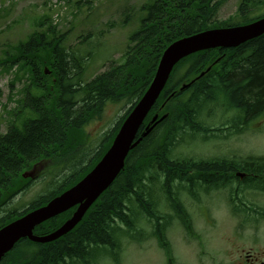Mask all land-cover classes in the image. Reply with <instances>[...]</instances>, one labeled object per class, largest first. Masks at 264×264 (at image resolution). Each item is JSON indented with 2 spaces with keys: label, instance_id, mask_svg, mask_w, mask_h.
I'll use <instances>...</instances> for the list:
<instances>
[{
  "label": "trees",
  "instance_id": "1",
  "mask_svg": "<svg viewBox=\"0 0 264 264\" xmlns=\"http://www.w3.org/2000/svg\"><path fill=\"white\" fill-rule=\"evenodd\" d=\"M252 1L240 3L236 20H214L217 6L214 0H150L138 12L126 11L124 24L136 20L138 27L130 32L121 59L111 61L107 69L91 78L86 76V64L95 59L94 46L85 48L84 55L69 48L67 32L59 28L48 12L52 8L33 17L25 38L5 42L0 50V74H10L12 78L8 102L3 104L0 100V108L3 107L0 123H6V130H0V211L12 197L29 187L30 179L23 178L22 173L34 164L51 162L50 171L55 176L51 182L53 188L34 198L25 209L0 214V228L47 204L94 168L148 89L160 58L171 43L206 29L243 25L264 17V12L253 17L246 11ZM70 2L68 0L67 4ZM82 2L76 1L79 10ZM252 51L253 55L245 59ZM209 66L212 68L208 73L181 89ZM19 82L22 86L15 88ZM2 92L0 87V98ZM109 102H126L130 106L105 132L92 155L79 154L83 153L81 135H85L86 125L101 118ZM219 108H223L225 116L231 110L238 112L237 115L234 112L233 122L212 126L205 122L204 113L211 118ZM263 111L264 35L238 49L215 48L186 56L174 67L137 138L142 136L155 114L165 115L164 119L130 151L124 169L79 225L48 243L23 238L0 264H68L75 257L71 248H121L122 234L139 239L141 232L137 224H145L147 216L164 228L172 220L167 213L158 210L150 185L155 182L160 184L169 201L180 197L179 193H173L172 183H185L189 191L199 182L212 184L214 191L231 189L232 201L243 198L249 188H261L264 155L210 159L175 157L174 150L199 135L218 138L228 124L234 128L241 124L247 126L249 122H235V119H242V113L250 116H244L243 121L253 119ZM77 158L81 160L79 164L66 174V164ZM225 165L257 175V178L229 175L223 172ZM209 166H214L215 170H210ZM172 208L183 223L192 228L190 214L184 207L172 205ZM233 208L238 209V205L235 203ZM73 211L74 208L43 222L35 228V233L55 231ZM139 219L142 221L138 222ZM160 240L163 245L167 242L164 235ZM167 248L171 249L170 245Z\"/></svg>",
  "mask_w": 264,
  "mask_h": 264
},
{
  "label": "rangeland",
  "instance_id": "2",
  "mask_svg": "<svg viewBox=\"0 0 264 264\" xmlns=\"http://www.w3.org/2000/svg\"><path fill=\"white\" fill-rule=\"evenodd\" d=\"M76 1L71 0L67 4L68 0H0V50L2 46H5V42L13 43L25 38L31 28L33 17L43 11H48L47 8H52L48 12L52 14L59 28L63 32H67L66 45L69 48L73 51L79 50L84 55L86 49L88 50L94 46L95 59L89 60L86 64V76L91 78L107 69L111 61L121 59L130 32L138 27L136 20L124 24L125 12H138L142 5L150 0H89V3H86L87 0H83L80 4V10L75 5ZM242 1L214 0L213 3H216L217 6L213 19L219 21L229 18L238 19L239 7ZM246 11L251 13L253 17L262 14L264 12V0H253ZM48 73L52 74L49 70ZM11 78L12 75L10 74H0V87L3 91L0 100L3 104L8 102ZM21 86L20 82L15 84V88ZM129 106L126 102L107 103L102 117L86 125L85 135H81V143L84 146H82L83 153L79 152V154L87 155V157L92 155L105 132L113 127L114 123L125 113ZM0 112H3V107L0 108ZM204 118L205 122H209L211 126L225 123L215 122L225 118L220 111L216 112L213 119L204 113ZM256 126L259 127L256 128ZM0 130L3 132L6 130L5 122L0 123ZM228 154L264 155V122H251L248 127L239 132L230 128L218 138H204V135H199L193 141L179 145L174 150L175 157H212ZM80 161V158H77L68 162L65 173H70L72 168ZM51 166V162H46L40 170V175L29 183V187L25 191L15 195L6 207L3 210L1 209L2 212L0 211V213L5 215L12 210L22 211L34 198L51 190L53 188V184H51L52 177L55 176L50 171ZM150 185L153 187L152 196L157 203L158 210L167 213L173 221L168 229L167 236L176 255L175 261L177 264L198 263L199 253L202 250L198 242L193 238H187L181 227L174 223L176 212L172 209L160 184L155 182ZM178 185L180 184L172 183L171 186H174L173 193H179L181 198L186 201L185 205L191 214L196 235L200 234L207 238V240H203L204 247L207 248V253L203 257L204 261L206 260V263L210 262L212 264L224 260L232 250L231 245L226 240L235 224V219L231 216L233 214L232 200H230L232 190L224 189L213 192L211 196L203 197L206 201L211 199L213 203V205L208 206L212 222H206L205 218H208L206 216L208 211L203 209V206H196L198 204H190L193 201L188 195L189 191L183 189V187H178ZM175 188L176 191H174ZM249 199L253 200L255 198L250 197ZM256 199L260 200V198ZM141 221L142 219L138 220V222ZM137 226L143 238H140L139 234V240L132 238L127 233L122 234L123 257H120L121 264H162L164 260L156 250L157 240L151 237L154 226L144 224V222L138 223ZM191 230L193 229L191 228ZM101 261L107 263L109 260L101 259Z\"/></svg>",
  "mask_w": 264,
  "mask_h": 264
},
{
  "label": "water",
  "instance_id": "3",
  "mask_svg": "<svg viewBox=\"0 0 264 264\" xmlns=\"http://www.w3.org/2000/svg\"><path fill=\"white\" fill-rule=\"evenodd\" d=\"M262 34H264V17L246 25L206 29L178 39L169 45L162 54L149 88L127 116L110 148L95 167L78 183L51 199L46 205L0 228V261L21 238L28 237L40 243L53 241L79 223L89 207L111 186L125 167L129 152L141 140V138L137 139V134L146 116L164 89L174 66L182 58L201 50L236 47ZM156 118L157 116L152 121ZM151 130L152 126L148 125L142 136H146ZM36 172L37 165L25 171L23 177L34 178ZM74 206L78 207L72 217L56 231L42 236L34 233L36 226Z\"/></svg>",
  "mask_w": 264,
  "mask_h": 264
},
{
  "label": "flooded vegetation",
  "instance_id": "4",
  "mask_svg": "<svg viewBox=\"0 0 264 264\" xmlns=\"http://www.w3.org/2000/svg\"><path fill=\"white\" fill-rule=\"evenodd\" d=\"M253 40V39H252ZM250 40V41H252ZM244 44V43H243ZM240 44L236 47H232L233 49H238L241 47ZM253 51L248 54L246 58L251 57L253 54ZM234 112L237 113L234 110H231L229 113H226V116L224 119H221L220 122H233L234 119ZM242 117H250L246 116L245 113L240 114ZM242 118V119H243ZM242 119H235V122H264V111L259 116H255V118L251 119H245L244 121ZM250 123L247 124V126L238 125L235 126L232 124L226 125L227 130L232 128L234 131H240L242 129H245L250 125ZM259 126H256L258 128ZM239 129V130H238ZM226 157L233 158L235 155L228 154V155H215L212 157L207 158H214V157ZM237 156V155H236ZM248 157V156H247ZM210 170H215L214 166H209ZM211 171H209L210 173ZM223 172L234 175L236 173L237 175L241 177H248L247 175H250L251 178H257V175H253L252 173L248 174L245 172L236 171L233 166H224ZM243 175V176H242ZM180 184L178 187H183V189H186L187 185L185 183H175ZM262 185V184H260ZM173 189V188H172ZM186 190L189 191V188ZM246 196L243 198H237L235 201H232L231 205H241L242 211L232 214V218L235 219V224L231 228V234L227 237L226 242L231 245L232 250L228 254V256L221 261H217L212 264H264V183L261 188L259 189H247ZM173 191V190H172ZM176 191V189H174ZM214 191L212 189V184L205 183H198L193 186V189L189 191V196L191 197L192 201L190 204H198L196 206L204 207L203 209H206L208 211V214L206 215L208 218H205L206 222H212V217H210V211L208 206L210 204L213 205L212 200H204V196L208 197L211 196ZM180 196V194H179ZM250 197L255 198L253 200L249 199ZM256 198H260L256 199ZM169 201V200H168ZM170 202V205H177V206H183L184 209L190 214L189 210L186 208V201L179 197V199H173ZM189 204V207H190ZM173 209V208H172ZM174 210V209H173ZM191 217V214H190ZM224 221V220H222ZM173 222V221H172ZM172 222L169 224L164 225V228L161 229V224L156 225L154 220H151L147 216V221L145 224L147 225H153L154 230L152 232V236L157 240V252L160 254V256L163 258L164 262L162 264H177L175 261V253L172 247L171 242L168 239L167 232L172 224ZM174 223L179 225L181 229L184 231V234L187 238H193L196 242H198V245L201 247V252L199 253V261L196 264H211L210 262L206 263V260L204 261V256L207 253V248L204 247L203 240H207L206 237L198 234L196 235V232L194 231L193 227V221L191 217V223H192V229L191 227L188 228L178 214H176L174 218ZM163 235H166V241L164 242V245L160 242L159 238ZM189 236V237H188ZM171 244V249L167 248L168 245ZM72 253L74 258H71L70 262L68 264H121L120 257H123V248H117V247H78V248H71L69 249ZM107 258V259H105ZM101 259L109 260L107 263L105 261H101ZM201 260V261H200Z\"/></svg>",
  "mask_w": 264,
  "mask_h": 264
},
{
  "label": "bare ground",
  "instance_id": "5",
  "mask_svg": "<svg viewBox=\"0 0 264 264\" xmlns=\"http://www.w3.org/2000/svg\"><path fill=\"white\" fill-rule=\"evenodd\" d=\"M179 179H180V178H179ZM145 197H146V196H145ZM68 210H70V209H68ZM68 210H66V211H68ZM66 211H65V212H66ZM126 211H127V210H126ZM30 212H31V211H30ZM28 213H29V212H28ZM60 214H62V213H60ZM58 215H59V214H58ZM58 215H56V216H58ZM135 215H136V214H135ZM54 217H55V216H54ZM66 221H67V220H66Z\"/></svg>",
  "mask_w": 264,
  "mask_h": 264
}]
</instances>
